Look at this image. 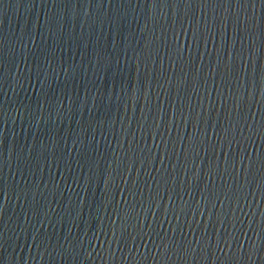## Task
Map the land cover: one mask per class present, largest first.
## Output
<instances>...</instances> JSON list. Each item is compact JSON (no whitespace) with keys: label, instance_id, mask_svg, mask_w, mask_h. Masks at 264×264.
<instances>
[{"label":"water","instance_id":"95a60500","mask_svg":"<svg viewBox=\"0 0 264 264\" xmlns=\"http://www.w3.org/2000/svg\"><path fill=\"white\" fill-rule=\"evenodd\" d=\"M0 264H264V0H0Z\"/></svg>","mask_w":264,"mask_h":264}]
</instances>
